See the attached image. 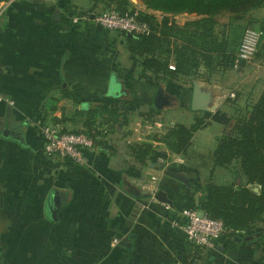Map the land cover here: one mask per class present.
<instances>
[{
  "label": "crops",
  "instance_id": "1",
  "mask_svg": "<svg viewBox=\"0 0 264 264\" xmlns=\"http://www.w3.org/2000/svg\"><path fill=\"white\" fill-rule=\"evenodd\" d=\"M101 7L93 0H0V93L15 102L0 103V264H264V220L236 235L252 239L231 240L227 234L215 249L191 245L171 225L182 209L197 206L199 189L208 182H243L236 179L235 166L214 167L211 154L230 122L224 102L234 98L242 109L261 96L264 57L255 54L223 81L197 79L212 101L195 111V80L157 84L132 61L120 31L92 19L73 22ZM254 16L263 27L264 4ZM113 76L121 86L117 97L109 95ZM160 84L172 97L163 110L153 102ZM132 106L138 115L166 119L171 127L179 123L175 113H192L193 119L201 114L203 126L217 121L223 131H209V139L202 136L216 144L208 154L194 149L201 128L186 153H174L156 140L160 135L130 126L137 116ZM100 110L113 115L111 122L102 119ZM91 113L97 133H87L95 144L86 151L85 164L46 154L36 126L39 118L81 131ZM8 128L21 131L24 144L5 135ZM143 143L165 150L164 162L138 160L135 150ZM165 169L185 175L188 184L166 175ZM218 175L221 181H216ZM127 187L162 189L172 204L166 208L153 196L132 195ZM54 201L56 219L48 213Z\"/></svg>",
  "mask_w": 264,
  "mask_h": 264
},
{
  "label": "trees",
  "instance_id": "2",
  "mask_svg": "<svg viewBox=\"0 0 264 264\" xmlns=\"http://www.w3.org/2000/svg\"><path fill=\"white\" fill-rule=\"evenodd\" d=\"M148 9L166 14L164 19L154 21V15L140 11L142 19L152 27L149 35L128 36L126 48L132 60L142 71L149 72L159 83L197 80L200 66L209 72L231 70L237 59V50L244 33L241 25L246 15L261 7L264 0H141ZM103 3L104 9L114 6L120 13H133L136 8L130 0H93ZM95 6V5H94ZM230 12L232 20L223 31V39L214 35L215 16ZM193 14L199 19L186 23L181 28L169 21L167 14ZM256 58L264 57V26ZM183 33V39L179 35ZM173 39V40H172ZM172 40V41H171ZM179 40L182 44H179ZM171 46V47H170ZM164 48L167 51H164ZM163 51L166 53L163 57ZM240 63V69L244 66ZM173 65V67H172ZM80 102V99L78 100ZM249 107H253L251 111ZM229 130L222 135L211 154L214 167H234L237 178L243 182L237 185H217L208 182L201 189L199 208L210 217L222 219L228 229L230 239L250 226L264 220V90L255 104H249L244 111L238 109ZM117 120L116 118L114 119ZM204 119L196 117L191 126L175 124L163 137L156 140L178 154L187 152L194 133L204 125ZM136 158L145 162L150 158L157 162L159 157L167 156L155 149L151 143H143L135 150ZM260 185L258 194L249 185ZM193 208H198L193 207Z\"/></svg>",
  "mask_w": 264,
  "mask_h": 264
},
{
  "label": "built area",
  "instance_id": "3",
  "mask_svg": "<svg viewBox=\"0 0 264 264\" xmlns=\"http://www.w3.org/2000/svg\"><path fill=\"white\" fill-rule=\"evenodd\" d=\"M16 0H9L13 2ZM94 17L92 18V16ZM92 19L99 26L121 32H131L135 35H149L152 32L150 23L140 16V10L133 13H120L114 6L97 11H85L73 18L74 23ZM263 32L257 28H246L238 50L234 68L240 69V63L251 61L258 51ZM230 97L235 94L231 92ZM0 103L14 105V100L0 93ZM39 134L43 139V148L46 154L58 156L76 164L87 162L86 151L94 147L95 140L83 131H71L61 124H54L44 118L36 121ZM158 161L163 163L162 157ZM156 180V177H152ZM154 197V196H153ZM155 198V197H154ZM156 199V198H155ZM163 203V202H162ZM170 208L168 203H163ZM171 225L180 229L186 241L197 248L215 249L219 241L232 231L228 229L222 219L210 217L207 213L199 216L196 208H184L180 219H173ZM117 243L118 239L115 238Z\"/></svg>",
  "mask_w": 264,
  "mask_h": 264
},
{
  "label": "rangeland",
  "instance_id": "4",
  "mask_svg": "<svg viewBox=\"0 0 264 264\" xmlns=\"http://www.w3.org/2000/svg\"><path fill=\"white\" fill-rule=\"evenodd\" d=\"M137 4H134V7L140 11H144L146 12V10H142V8L140 7H145L146 5L141 1V0H136ZM103 7H101V9H104V5L103 3H101ZM151 11H153L152 15H154V21L152 22H157L159 20L164 19V17H166L164 13H162L161 11H156L153 9H150ZM147 13V12H146ZM169 21L172 22L173 24L178 25L181 28H185V24L186 23H190L193 22L197 19H199L198 16L193 15V14H187V13H181V14H167ZM232 14L230 12H221L218 15L215 16V22L216 25L214 26V35H217L220 39H223V31H226L228 29V25L230 26V21L232 20ZM255 19V20H254ZM256 20H258L257 16H254V10H252L251 12H249L246 17L238 22L236 25H241L244 26V30L246 28H257V29H262V26L260 27L259 25L256 24ZM179 39H183V33L179 35ZM173 40V39H172ZM171 40V41H172ZM179 44H182V42L179 40ZM171 47V46H170ZM164 51H167L166 48H164ZM163 51V57H165L166 53ZM134 61V60H132ZM173 67V65H172ZM238 71L240 69H231V71ZM230 70L228 71H223V70H213L212 72L205 67V66H200L199 68V75L201 77L204 78V81L208 80L209 84H212L214 82L217 81H223L225 79V77L230 74L229 73ZM191 82V80H188ZM186 82V81H185ZM189 82V83H190ZM179 83H184L183 81H179ZM229 94V93H228ZM229 98V97H227ZM229 101L224 102V106L227 107L225 108L228 112V115H230V122L228 123V125L225 128V131H228L230 126L233 123V119L232 117H235L237 112H238V107L236 105V103H234L233 99L234 98H229ZM134 108H131V110L134 112L135 115L139 116V117H135V119H131L130 120V126L131 127H135L138 126L139 128H142L143 130H146L147 132L150 133V135H160L161 137H163L164 135H166L170 130H171V124L169 123V121H167L166 119L160 120L157 119L155 117H153L152 115L150 116V114H142V115H138L137 112L138 110L135 109V106H132ZM245 106L242 108V110L244 111ZM99 110V109H97ZM101 111V117L102 119L111 122V120L113 119V115H111L109 112H104L103 110ZM142 111V110H140ZM144 111V110H143ZM94 113H91L90 115L87 116V119L85 122H83V125L85 126V128H82L81 131L85 132V133H89L92 135L95 133H97V125L95 126V122L96 119H94L93 116ZM201 114H196V117H201L198 116ZM173 119L176 120L179 123H184L186 125H190L193 124L196 120L193 119V115L192 113L190 114H181V113H175L173 116ZM204 119V118H203ZM98 121V120H97ZM160 123V124H159ZM95 131V132H94ZM160 131V132H159ZM199 131H203L202 133H200V135L196 136L195 141H194V146H195V150H199L201 149L205 154H208L207 151H211L214 149V146H216V144L214 143V141H210V140H206L204 139L202 136L207 137V139H209L210 135H209V131H223L222 130V126L217 122V121H212L210 125L207 126H202L201 129ZM94 134V135H95ZM212 148V149H211ZM196 151V152H197ZM207 152V153H206ZM218 173L223 172L222 169H218L217 170ZM222 180V176L218 177L216 176V181H221ZM240 183H242L240 181ZM255 191V190H254Z\"/></svg>",
  "mask_w": 264,
  "mask_h": 264
},
{
  "label": "water",
  "instance_id": "5",
  "mask_svg": "<svg viewBox=\"0 0 264 264\" xmlns=\"http://www.w3.org/2000/svg\"><path fill=\"white\" fill-rule=\"evenodd\" d=\"M55 17L60 16V13H55L54 15ZM94 17V15L92 16V18ZM128 36H132L135 37L136 35L131 33V32H127L126 33ZM121 93V86L118 83V81L116 80V78L113 76L111 81H110V86H109V95L110 96H114L117 97L119 96ZM171 99L172 97L169 96L166 92L164 87L160 84L157 88V91L154 95V106L156 107V109L158 110H163L166 106H169L171 104ZM212 101V96L210 95L209 92H205L202 90L199 81H194V87H193V96H192V105L191 108L195 111H200V110H204L206 109L210 102ZM249 109L252 111L253 107H249ZM5 135H10L12 136L14 139H16V141H18L21 144H24V137H23V133L21 131H14L12 129H6L4 131ZM162 154L166 155L167 152L165 150L161 151ZM165 174L173 177L174 179L181 181L183 183L188 184V179L185 175L177 173V172H173L170 171L169 169H165ZM239 180V179H238ZM250 188H253V190H255L258 194L260 193V185H249ZM129 193H131L132 195L135 196H154L158 201L163 202V203H168V204H172V200L167 196V193L165 191H163L162 189H137L135 187H127L125 188ZM199 201H200V196H197L196 202H197V213L198 215L201 217L205 214V211L201 208H199ZM48 213L50 215V217L52 219H56L57 214H58V202L54 201L52 203L49 204L48 206ZM253 237H239L236 236L234 239L237 241H241V240H249L252 239ZM123 245H125L126 247H130V243H122Z\"/></svg>",
  "mask_w": 264,
  "mask_h": 264
}]
</instances>
